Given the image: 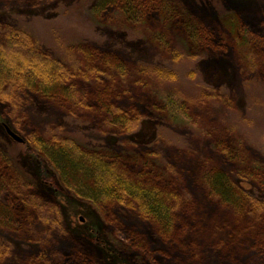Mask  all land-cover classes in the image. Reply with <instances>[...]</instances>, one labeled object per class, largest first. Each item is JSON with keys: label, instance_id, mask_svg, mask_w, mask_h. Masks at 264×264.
<instances>
[{"label": "rangeland", "instance_id": "rangeland-1", "mask_svg": "<svg viewBox=\"0 0 264 264\" xmlns=\"http://www.w3.org/2000/svg\"><path fill=\"white\" fill-rule=\"evenodd\" d=\"M102 1L0 0V29L28 32L43 52L87 74L70 99L24 88L0 98V242L8 249L0 264H28L39 253L46 264L68 253L69 264H264V0H164L177 27L190 23L195 38L208 32L192 51L160 7L138 0L130 21L116 0L106 8ZM226 18L237 20L236 33ZM177 46L196 57L172 63ZM110 61L121 67L112 78L88 70L107 62L114 72ZM149 62L178 72L173 102L149 89L139 70ZM110 88L143 115L135 131L115 132L100 113L96 90ZM201 88L216 96L191 105ZM5 125L26 138L61 130L85 150L111 153L131 179L158 182L172 196L171 227L162 231L124 201L97 204L64 186L55 192L53 148L30 155ZM217 175L232 194L258 197L260 213L239 216L217 195ZM43 212L54 214L53 227ZM99 230L117 255H107Z\"/></svg>", "mask_w": 264, "mask_h": 264}, {"label": "trees", "instance_id": "trees-1", "mask_svg": "<svg viewBox=\"0 0 264 264\" xmlns=\"http://www.w3.org/2000/svg\"><path fill=\"white\" fill-rule=\"evenodd\" d=\"M105 2L106 0L104 3L102 1L103 8L107 7ZM136 2L138 0H116L115 4H120L125 8L131 21L134 20L137 13L136 6L134 5ZM145 3L146 6H151V8L160 7L159 10L164 11V16L168 17L171 13L169 10L170 5L167 6L169 1L146 0ZM131 5H133L132 8ZM169 17L170 22L177 27L179 22L178 17L175 15ZM237 24V20H230L228 18L223 21L224 27L231 34L236 33L238 30ZM193 28L194 26L187 22L183 23L180 28L177 27V29H181L183 36L186 38H182V40L184 48L188 47L189 51L198 46H204L208 40V32L200 31L195 38L193 36ZM2 36L5 39L1 40ZM187 51L183 47L179 48L177 46L171 53L172 63L186 61L187 57H196L195 53L192 54ZM97 58L99 59V54ZM96 63L99 67H89L88 70L98 77L109 76L112 78L115 71L121 69L120 66L111 61L109 62L110 64L117 66V68H114V72L104 67V63L107 62H103L102 64L101 62ZM139 70L140 74L146 77L148 87L154 94H164L163 96L169 102H173L172 97H174V94L169 95L168 93H170L171 83H175L180 78L176 70L150 62L142 63ZM190 72L193 73V71ZM86 75V71L78 69V66H71L67 62L57 58L54 54L43 52L40 44L36 40L34 41L28 32L19 28L17 30L0 29V98L4 96L9 100L12 97L11 93L13 91L16 93L19 91V88H24L33 89L36 92L49 96L70 99V96L73 97L71 90L77 85V80H85ZM189 77H192V75H189ZM119 87L117 85V90H120ZM211 91L208 88H201L195 100L188 101L191 105L212 101L216 95L212 96ZM96 93V105L99 107L100 113H103L105 117L111 118L113 129L116 130L115 132L120 134L131 133L140 126L143 115L137 111L135 105L132 103L128 105L121 104V100L123 99L122 92H115L110 88L103 91L98 89ZM228 127L232 128L235 126L228 124ZM22 137L25 142L17 144L25 147L30 155L39 153L42 156V152L46 154L50 148H53L49 157L46 156L60 179L56 178L58 186L50 183L51 188H55V192L58 191L60 186H64L68 190H73V192L77 191L79 195L97 204L109 206L121 204L124 201V203H129L127 205L137 207L138 213L162 226V231L171 227L173 223V207L170 205L173 201L172 196L168 192H162L159 187L160 184L155 182L154 179L150 180L151 184L155 182L153 186H146L131 179L127 171L120 167L118 161L113 158L114 156L111 153L107 154L103 151L100 153L95 149L85 150L81 146L74 144L72 139L66 137L61 130H50L40 135L33 134L29 138ZM167 166L169 168V164ZM141 174L148 175L144 171ZM157 176H161V173H157ZM223 179L220 175L213 178L217 195L225 203L232 204L238 211L239 216L258 215L260 213L263 205L259 208L258 204H260V201L258 197L254 195L245 196L243 193L244 198H241V195L232 194V191L226 186V182ZM43 215L49 220L50 226L53 227L54 214L52 216L49 215V218L45 216L44 212ZM95 235L103 244V248L108 253L107 255H117L114 250H109L110 248H108L106 241L100 238L102 236L101 231L95 232ZM7 251L8 249L5 244L0 242V259L7 254ZM39 254H37V258L33 262H29L28 264H46ZM70 255L68 253L65 259L60 258L56 262L69 264L71 261Z\"/></svg>", "mask_w": 264, "mask_h": 264}, {"label": "water", "instance_id": "water-1", "mask_svg": "<svg viewBox=\"0 0 264 264\" xmlns=\"http://www.w3.org/2000/svg\"><path fill=\"white\" fill-rule=\"evenodd\" d=\"M7 134L12 137L13 141H15L16 143H20L23 144L25 142L24 138L17 133L16 131H13L10 127H8L7 125H5Z\"/></svg>", "mask_w": 264, "mask_h": 264}, {"label": "flooded vegetation", "instance_id": "flooded-vegetation-1", "mask_svg": "<svg viewBox=\"0 0 264 264\" xmlns=\"http://www.w3.org/2000/svg\"><path fill=\"white\" fill-rule=\"evenodd\" d=\"M7 137H9L10 139H12V137H10L8 134H7Z\"/></svg>", "mask_w": 264, "mask_h": 264}]
</instances>
